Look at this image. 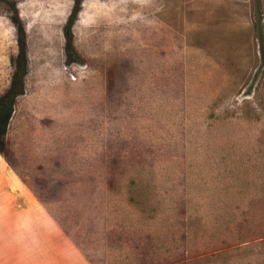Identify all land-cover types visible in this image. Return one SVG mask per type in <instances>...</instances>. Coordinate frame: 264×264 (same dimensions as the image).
I'll return each instance as SVG.
<instances>
[{"label":"rangeland","instance_id":"obj_1","mask_svg":"<svg viewBox=\"0 0 264 264\" xmlns=\"http://www.w3.org/2000/svg\"><path fill=\"white\" fill-rule=\"evenodd\" d=\"M79 1L0 0V264H264V0Z\"/></svg>","mask_w":264,"mask_h":264},{"label":"crops","instance_id":"obj_2","mask_svg":"<svg viewBox=\"0 0 264 264\" xmlns=\"http://www.w3.org/2000/svg\"><path fill=\"white\" fill-rule=\"evenodd\" d=\"M47 225L44 223L40 235L23 231V235L17 238L19 245H15L20 250L18 257L15 259L13 254L14 262L11 264H88L80 259L74 243L59 225L58 231L46 228ZM6 264H10V261Z\"/></svg>","mask_w":264,"mask_h":264},{"label":"trees","instance_id":"obj_3","mask_svg":"<svg viewBox=\"0 0 264 264\" xmlns=\"http://www.w3.org/2000/svg\"><path fill=\"white\" fill-rule=\"evenodd\" d=\"M80 11V1L76 0L73 12L67 23L68 32L71 30L72 24ZM13 20L20 28L19 46L20 52L17 58L16 69L13 78V85L8 91L6 97H0V125L4 114L10 115L13 111L14 99L24 91V78L27 70V45L23 28L19 19L18 11L15 10ZM262 40V39H261Z\"/></svg>","mask_w":264,"mask_h":264}]
</instances>
